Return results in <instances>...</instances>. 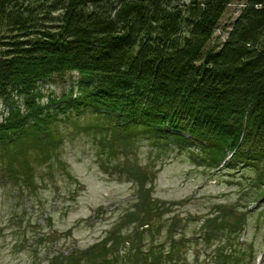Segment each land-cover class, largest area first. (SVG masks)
Wrapping results in <instances>:
<instances>
[{"label":"trees","instance_id":"trees-1","mask_svg":"<svg viewBox=\"0 0 264 264\" xmlns=\"http://www.w3.org/2000/svg\"><path fill=\"white\" fill-rule=\"evenodd\" d=\"M233 4L0 0V169L10 172L2 185L30 188L29 157L49 165L61 129L85 120L106 160L145 141L196 150L212 171L247 168L264 186V0H239L220 41L215 31ZM153 213L130 234L115 229L47 264H185L186 237L140 249L138 229L151 227ZM209 230L207 242L215 234ZM214 253L212 264L241 263L235 249Z\"/></svg>","mask_w":264,"mask_h":264},{"label":"rangeland","instance_id":"rangeland-1","mask_svg":"<svg viewBox=\"0 0 264 264\" xmlns=\"http://www.w3.org/2000/svg\"><path fill=\"white\" fill-rule=\"evenodd\" d=\"M233 2L215 31L220 41L239 14V0ZM86 122L61 129L64 140L49 165L29 157L30 188L3 186L10 172L0 169V264H47L58 253L102 242L115 229L130 234L153 212L151 227L138 229L140 249L186 237L192 243L179 251L185 264H212L216 248L237 250L240 264H257L258 257L264 264V186L257 172L236 164L212 171L199 164L196 150H160L145 141L106 160ZM210 228L216 235L207 242Z\"/></svg>","mask_w":264,"mask_h":264}]
</instances>
